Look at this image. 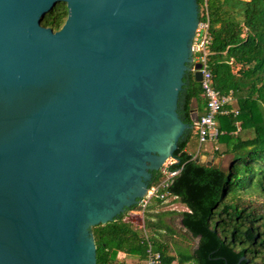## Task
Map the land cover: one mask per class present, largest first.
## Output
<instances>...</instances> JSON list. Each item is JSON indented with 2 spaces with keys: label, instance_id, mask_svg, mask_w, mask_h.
<instances>
[{
  "label": "water",
  "instance_id": "95a60500",
  "mask_svg": "<svg viewBox=\"0 0 264 264\" xmlns=\"http://www.w3.org/2000/svg\"><path fill=\"white\" fill-rule=\"evenodd\" d=\"M198 20L196 0H0V264H96L91 227L136 205L193 128L177 100L201 80Z\"/></svg>",
  "mask_w": 264,
  "mask_h": 264
},
{
  "label": "trees",
  "instance_id": "16d2710c",
  "mask_svg": "<svg viewBox=\"0 0 264 264\" xmlns=\"http://www.w3.org/2000/svg\"><path fill=\"white\" fill-rule=\"evenodd\" d=\"M196 1L199 19L204 8L208 14L212 86L231 91L233 100L226 107L238 113L216 116L220 134L213 156L220 158L218 163L195 161L194 153L187 150L191 129L178 140L171 156L175 162L169 169L178 173L165 190L188 208L181 212V223L191 238H197L195 247L175 255L168 241L154 234L164 226L160 218L150 220L148 215L144 227L152 232L148 240L161 252L162 264H264V0ZM66 16V4L57 2L41 24L55 31ZM205 105L200 82L186 73L177 100L178 116L193 125V115L200 116ZM235 121H239L237 131ZM221 158H226V165ZM151 173L148 186L161 177L160 170ZM137 206L91 227L96 264H125L117 262L118 253L137 257V264L145 259L147 238L139 227L140 217L129 212Z\"/></svg>",
  "mask_w": 264,
  "mask_h": 264
},
{
  "label": "built area",
  "instance_id": "2783aa9c",
  "mask_svg": "<svg viewBox=\"0 0 264 264\" xmlns=\"http://www.w3.org/2000/svg\"><path fill=\"white\" fill-rule=\"evenodd\" d=\"M202 16L203 18L198 20L191 45V70H194V64H200V86L202 95L206 99L205 111L196 117L192 125L196 133L198 149L217 140L220 134L216 121L218 114L232 113L233 116H236L238 113L236 108L226 107L233 100L231 91L224 93L212 86V75L207 61V55L209 53L207 45L210 42V36L208 33V14L206 8H204ZM235 125L238 126L239 121H235ZM174 162L175 159L172 157L165 160L159 168L161 173L159 181L148 186L144 195L138 200L137 208L129 211L131 215L140 217V228L145 238H147L145 259L139 261L138 264H162L161 252L154 249L152 242L148 240V235L144 227V217L145 211L152 200H165L171 195L165 188L169 185L172 177L178 173V169H169V165Z\"/></svg>",
  "mask_w": 264,
  "mask_h": 264
},
{
  "label": "crops",
  "instance_id": "0c3cea01",
  "mask_svg": "<svg viewBox=\"0 0 264 264\" xmlns=\"http://www.w3.org/2000/svg\"><path fill=\"white\" fill-rule=\"evenodd\" d=\"M232 108H234V107H232ZM238 129H239V125L236 126V131ZM191 132L193 133V136L191 137L190 141L187 144V150L189 152L194 153V155H196V154H198V155L199 154H201V155L207 154L208 156L211 157V155L208 154L209 149H207L208 148L207 146L201 147V149L198 151L197 137H196V134H195V131L193 128L191 129ZM202 153H204V154H202ZM212 158H213V156H212ZM224 164L226 165L225 161H224ZM187 210H188V208L183 203H181L176 196L170 195L165 200H160V201L152 200L150 202V204L148 205L147 211L150 213L149 214L150 220H154L156 217L161 219L162 224L164 226H161L158 229V233L159 232L163 233L166 231L168 233H170L168 228L172 232L171 227H172V224L175 223V225L181 231H183L186 236H188L190 238L191 237L190 234L186 232V230L183 228L182 223H181V212L187 211ZM193 239L197 241V238H193ZM195 245H196V242L193 245L192 249L195 247ZM121 254H124V253H121Z\"/></svg>",
  "mask_w": 264,
  "mask_h": 264
},
{
  "label": "rangeland",
  "instance_id": "374dc122",
  "mask_svg": "<svg viewBox=\"0 0 264 264\" xmlns=\"http://www.w3.org/2000/svg\"><path fill=\"white\" fill-rule=\"evenodd\" d=\"M213 144H214V142L213 143H208L206 145L208 147L207 149H209L208 150V154L211 155V157L208 156L207 154H205V155L199 154L200 155V159L202 160V162L203 161H208V160L210 162L215 163V164L219 162L220 158L213 156ZM200 149H198V151ZM202 154H204V153H202ZM212 156H213V158H212ZM221 159H222L221 160V163L223 165H225L224 164V161L226 163V159L225 158H221ZM149 214L150 213L148 211L145 212L144 220L147 219V217H148ZM171 229H172V232L171 233H168L167 231L166 232H163V233L162 232L161 233L160 232L158 233V231H155L154 234H155V236H156L157 239L168 241L169 250H170L171 253H173L175 255H177V252L178 251H181L182 252V251H185V250H191L192 247H193V245L195 244L196 240H194L191 237L189 238L188 236H186L184 234V232L181 231L175 225V223L172 224ZM145 231H146V234L148 235V237L151 236V233L152 232L148 228H145ZM117 257L119 258V260L117 261L119 263H120V260H123V262H125V264H135L136 263V260L138 261L137 257H135V256L126 255V254L124 255V254H121V253H118L117 254ZM184 264H191V263L190 262H187V263H184Z\"/></svg>",
  "mask_w": 264,
  "mask_h": 264
},
{
  "label": "flooded vegetation",
  "instance_id": "af4514ba",
  "mask_svg": "<svg viewBox=\"0 0 264 264\" xmlns=\"http://www.w3.org/2000/svg\"><path fill=\"white\" fill-rule=\"evenodd\" d=\"M186 75V74H185ZM183 80H184V77H183Z\"/></svg>",
  "mask_w": 264,
  "mask_h": 264
}]
</instances>
